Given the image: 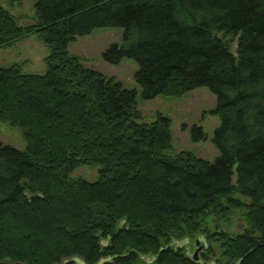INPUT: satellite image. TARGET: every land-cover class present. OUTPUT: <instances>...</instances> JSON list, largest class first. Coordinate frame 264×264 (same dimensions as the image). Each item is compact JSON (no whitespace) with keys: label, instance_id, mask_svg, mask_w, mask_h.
<instances>
[{"label":"trees","instance_id":"16d2710c","mask_svg":"<svg viewBox=\"0 0 264 264\" xmlns=\"http://www.w3.org/2000/svg\"><path fill=\"white\" fill-rule=\"evenodd\" d=\"M36 12L23 26L0 2V48L39 33L51 49L45 73L0 67V121L26 140L0 143V260L264 264V0H37ZM99 27L123 28L104 56L136 60L143 98L212 90L214 161L174 152L170 117L142 121L137 89L70 53ZM82 165H101L99 179L71 177Z\"/></svg>","mask_w":264,"mask_h":264},{"label":"rangeland","instance_id":"374dc122","mask_svg":"<svg viewBox=\"0 0 264 264\" xmlns=\"http://www.w3.org/2000/svg\"><path fill=\"white\" fill-rule=\"evenodd\" d=\"M0 2L16 17L20 25H33L38 22L37 0H0ZM122 42L123 28L99 27L88 35L77 36L69 42L68 49L70 53L78 55L85 66L114 77L126 89H137L142 121L152 122L159 114L170 117L174 152L188 151L197 158L214 161L220 155V150L214 142L215 130L221 123L220 115L215 112L217 96L209 87L201 86L180 97L158 95L152 99L143 98L141 87L135 78L138 70L136 60L124 58L118 63H112L104 56L110 45ZM50 54L51 49L48 44L39 36V33H33L10 46L0 48V67L20 64L23 72L45 73L48 69L47 58ZM195 126L202 127L205 133L204 138L198 140L194 138ZM0 143L12 145L21 150L26 149L23 129L9 122L0 121ZM100 169L101 165H82L71 171L70 176L94 182L100 177ZM233 178L235 181L236 174ZM235 213L234 230L238 231L244 224V210L237 209ZM195 241L196 239L190 240L186 246L191 254L195 251ZM212 246L219 251L218 242H213Z\"/></svg>","mask_w":264,"mask_h":264},{"label":"water","instance_id":"95a60500","mask_svg":"<svg viewBox=\"0 0 264 264\" xmlns=\"http://www.w3.org/2000/svg\"><path fill=\"white\" fill-rule=\"evenodd\" d=\"M207 243L204 237H198L196 239V246H195V251L193 254H191L194 259H198L200 252L206 248ZM0 264H25L24 262L21 261H3L0 260ZM64 264H87L83 259L75 256L69 259H66L64 261Z\"/></svg>","mask_w":264,"mask_h":264}]
</instances>
